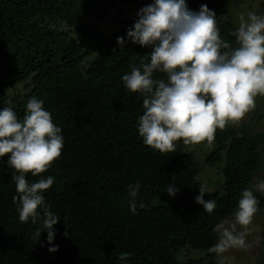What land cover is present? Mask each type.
<instances>
[{"label": "trees", "instance_id": "obj_1", "mask_svg": "<svg viewBox=\"0 0 264 264\" xmlns=\"http://www.w3.org/2000/svg\"><path fill=\"white\" fill-rule=\"evenodd\" d=\"M237 1L186 4L193 11L206 4L216 14L220 37L235 46L238 25L227 13ZM151 2L0 0V107H12L22 118L27 98L37 96L64 138L59 158L44 173L26 174L29 183L55 177L43 195L60 220L53 225L56 251L48 250L45 231L36 241L39 222L19 220L13 170L7 156L0 157V264H121L120 252L131 254L127 264H221L215 253L188 254L203 250L204 239L210 247L217 242L215 225L233 218L242 191L254 184L264 164V131L253 125L264 112L255 110L238 126L229 121L216 128L196 163L222 162L220 188L204 197L215 199L216 208L203 211L194 200L203 185L196 169L177 143L165 153L143 144L136 130L142 97L120 79L141 58L147 62L151 50L126 37L137 12L127 16L125 5L139 10ZM118 36L125 38L123 47ZM136 181L137 200L145 207L132 214L127 186ZM170 183L178 189L171 197L164 191ZM253 192L256 213L264 217V193ZM260 234L263 240L264 225ZM261 259L248 264H264Z\"/></svg>", "mask_w": 264, "mask_h": 264}, {"label": "clouds", "instance_id": "obj_2", "mask_svg": "<svg viewBox=\"0 0 264 264\" xmlns=\"http://www.w3.org/2000/svg\"><path fill=\"white\" fill-rule=\"evenodd\" d=\"M136 17L126 29V37L151 50L147 62L141 58L120 79L125 89L142 97L143 112L136 130L144 145L165 153L173 152L177 141L211 142L216 128L241 118L254 106L257 94L264 95V14H240L232 33L235 46L220 37L216 14L206 4L193 11L186 0H152ZM116 42L123 47L125 38L118 36ZM154 73H163L164 78H155ZM43 103L41 98L29 96L22 118L12 107H0V157L6 155V164L13 170L16 195L12 199L19 220L39 222L33 235L37 241L45 231L51 252L58 247L52 244L53 225L60 220L43 193L55 177L26 180L27 173H44L64 145L62 130ZM139 189V181L127 186L126 203L132 214L145 207L137 200ZM253 189L264 192V179L242 191L232 221L215 225L219 237L209 251L217 257L230 248L247 247L245 232L237 231V225H248L257 212ZM177 190L170 183L164 191L171 197ZM211 191L201 185L194 197L209 214L216 208V200L204 197ZM130 255L120 252L121 264H127Z\"/></svg>", "mask_w": 264, "mask_h": 264}, {"label": "rangeland", "instance_id": "obj_3", "mask_svg": "<svg viewBox=\"0 0 264 264\" xmlns=\"http://www.w3.org/2000/svg\"><path fill=\"white\" fill-rule=\"evenodd\" d=\"M125 7L127 16H129L130 14H134L138 11L136 6L126 4ZM248 11H254L258 14H264V0H239L230 5L227 14L229 17H231L234 23L238 25L240 14H246ZM255 110L264 112V95L257 94V96L254 98V106L250 108L241 118L234 121L235 126H238L243 122H248ZM253 130L264 131V117L258 119V121L253 125ZM177 145L179 147L178 152L183 155L188 165L191 168L196 169L197 179L200 180L203 185L207 186L211 190L219 189L222 182V162L215 163L214 165H208L207 163H205L204 160L202 161V164H196L198 160H201L200 156H203L206 152H208L210 148L209 142L204 140L201 142H190L185 144L178 141ZM262 179H264V164L257 173L254 179V183L257 180ZM198 218L199 217H197V219ZM232 220L233 218L227 219L225 220L224 224H227ZM193 224H197V222H194ZM262 225H264V217L257 213L253 215V218L248 225H237V231L245 232L247 247H233L228 249L225 253L222 254V257H219L220 263L248 264L256 261L260 262V260H262L261 257L264 256V237L262 240V235L260 234ZM210 242L211 241L208 239L202 240L201 245L203 246V250L194 249L192 252H190V254H188V256L196 255L198 253H209ZM181 257L185 258L186 255H182Z\"/></svg>", "mask_w": 264, "mask_h": 264}]
</instances>
